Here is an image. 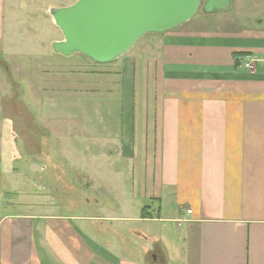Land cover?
<instances>
[{"label": "crops", "instance_id": "obj_1", "mask_svg": "<svg viewBox=\"0 0 264 264\" xmlns=\"http://www.w3.org/2000/svg\"><path fill=\"white\" fill-rule=\"evenodd\" d=\"M208 17L107 64L129 88L131 129L119 116L64 154L94 167L121 208L111 230L99 228L115 236L106 254L68 219L0 210V264H148L151 253L166 264H264V39L198 28ZM245 54L263 59L249 68ZM105 166L116 171L102 176ZM143 240L153 250L140 259Z\"/></svg>", "mask_w": 264, "mask_h": 264}, {"label": "rangeland", "instance_id": "obj_2", "mask_svg": "<svg viewBox=\"0 0 264 264\" xmlns=\"http://www.w3.org/2000/svg\"><path fill=\"white\" fill-rule=\"evenodd\" d=\"M77 1L7 3L13 15L4 17L0 37V210L68 219L88 242L99 239L106 254L105 245L115 236L99 228L111 230L112 213H121V208L111 206L112 198L94 180L98 179L94 167L65 161L64 154L80 149L78 135L91 138L95 126L100 131L119 116L124 131L131 129L129 88L118 79L113 65L99 66L82 55L54 53L53 44L64 38L49 11ZM208 18L198 28L264 39V0H234L230 9ZM200 19L203 14L199 12L191 21ZM245 55L249 68L263 59ZM102 94L107 98L100 99ZM86 148L84 143L81 149ZM97 169L108 177L116 171L111 166ZM97 199L105 205L104 211L96 205ZM143 241L144 247L133 249L140 259L146 257L143 249L153 250ZM149 255L148 264H166Z\"/></svg>", "mask_w": 264, "mask_h": 264}, {"label": "water", "instance_id": "obj_3", "mask_svg": "<svg viewBox=\"0 0 264 264\" xmlns=\"http://www.w3.org/2000/svg\"><path fill=\"white\" fill-rule=\"evenodd\" d=\"M231 4L232 0H78L49 11L64 37L53 44V51L107 65L147 35L174 31L199 12L209 16L228 10Z\"/></svg>", "mask_w": 264, "mask_h": 264}, {"label": "flooded vegetation", "instance_id": "obj_4", "mask_svg": "<svg viewBox=\"0 0 264 264\" xmlns=\"http://www.w3.org/2000/svg\"><path fill=\"white\" fill-rule=\"evenodd\" d=\"M233 4H234V0H232V4H231V7L233 6ZM231 7H230V8H231ZM230 8H229V9H230ZM200 13H201V12H200Z\"/></svg>", "mask_w": 264, "mask_h": 264}, {"label": "built area", "instance_id": "obj_5", "mask_svg": "<svg viewBox=\"0 0 264 264\" xmlns=\"http://www.w3.org/2000/svg\"><path fill=\"white\" fill-rule=\"evenodd\" d=\"M245 66H246V67H249L247 63H245ZM189 213H190V211H189Z\"/></svg>", "mask_w": 264, "mask_h": 264}, {"label": "trees", "instance_id": "obj_6", "mask_svg": "<svg viewBox=\"0 0 264 264\" xmlns=\"http://www.w3.org/2000/svg\"><path fill=\"white\" fill-rule=\"evenodd\" d=\"M150 215V214H149ZM143 216H148L147 214H144Z\"/></svg>", "mask_w": 264, "mask_h": 264}]
</instances>
